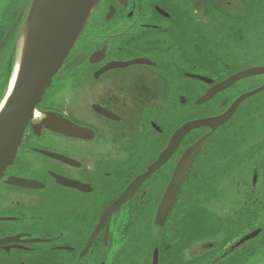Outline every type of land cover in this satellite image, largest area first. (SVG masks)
Masks as SVG:
<instances>
[{"label":"flooded vegetation","instance_id":"flooded-vegetation-1","mask_svg":"<svg viewBox=\"0 0 264 264\" xmlns=\"http://www.w3.org/2000/svg\"><path fill=\"white\" fill-rule=\"evenodd\" d=\"M32 3L0 0V96L9 72L21 66ZM220 12L224 19L216 18ZM263 18L264 0H101L0 178V264H120L124 252L130 264V253L143 243L148 251L141 264H153L156 248L158 264H264V109L250 118L259 123L257 132L244 134L233 124L241 104L223 129L226 144L237 131L244 146L227 147V163L209 170L210 179H188L209 139L204 142L163 227L156 216L175 169L208 128L190 131L132 198L106 215L179 128L224 113L242 95L236 93L245 79L197 104L215 85L252 68H238L233 43L226 40L223 50L225 39L216 38L223 31L239 34L237 43L253 45L259 57ZM248 23L255 42L247 39ZM74 60L81 62L66 68ZM137 60L145 62L130 64ZM55 119L79 134L70 127L64 134L50 130ZM235 154L242 163L233 165ZM245 161L254 162L250 178L242 175L235 190L223 178L241 171ZM234 191L240 194L225 214L214 209ZM196 215L206 229L184 237L183 226ZM198 247L200 255L193 253Z\"/></svg>","mask_w":264,"mask_h":264},{"label":"water","instance_id":"water-1","mask_svg":"<svg viewBox=\"0 0 264 264\" xmlns=\"http://www.w3.org/2000/svg\"><path fill=\"white\" fill-rule=\"evenodd\" d=\"M100 1L33 0L23 27V57L21 66L17 71L18 79L15 80L14 89L6 97L0 108V178L16 158L25 128L32 121L35 107L41 100V95L52 82L53 77L82 35L89 17ZM80 62V60H74L66 68L77 66ZM142 62H145V60H137L130 64ZM259 75H264V67H255L239 72L212 87L197 101V104L202 105L209 102L217 94L240 80ZM208 82L212 83L211 81ZM263 90L264 85L241 95L220 115L185 123L173 134L168 147L159 156L158 160L148 168L147 172L134 179L120 198L112 204L106 215L109 217L111 213L121 208L131 199L144 181L169 160L190 131L208 128L210 132L186 149L175 169L156 216L157 226L163 227L190 168L202 150L204 142L226 124L245 100ZM47 127L62 134L70 127L73 134H79L78 128L72 127L65 120L55 119L49 122ZM17 181L19 180L16 179ZM257 234L258 232H254L248 235L242 242L254 238ZM158 260L159 252L156 249L153 255V264H158Z\"/></svg>","mask_w":264,"mask_h":264},{"label":"rangeland","instance_id":"rangeland-1","mask_svg":"<svg viewBox=\"0 0 264 264\" xmlns=\"http://www.w3.org/2000/svg\"><path fill=\"white\" fill-rule=\"evenodd\" d=\"M261 27H263V24L261 25ZM261 31L263 32V29ZM219 37H221V35H219ZM218 44L221 45L220 42ZM223 44L224 46L222 49L224 50V47L227 45L226 41ZM230 51L232 52L233 56L238 57V59L235 60V62H233L232 60L231 62L235 63V65H238V68L240 69H247L250 67H264V53L259 55V57L258 56L254 57V54L256 53V49H254L253 45H242L240 43H233V45H230ZM13 74L14 72H9L6 78V82L4 83V88L2 89L1 96H0V107L4 99L9 95L11 91L10 86L12 83L11 81L13 78ZM263 84H264V75L254 76L249 79H245V81H243V84H242L241 92H238L236 94L247 93L249 91H252L260 87ZM242 104L243 105L239 113V116L241 115V117L237 118L233 122V124L238 126L240 130H245L244 134H247L249 132H252V133L257 132L256 128L259 126V123H255V122L251 123V119L253 118L255 120V117L257 116V114L261 110L264 109V91H262L261 93L257 95L250 97L249 99L244 101ZM215 111H217V109H215L213 112ZM261 124H264V122ZM222 130L224 131V129ZM237 137L241 138L242 135L238 133ZM253 164L254 162H250V163L248 162L244 164V168L241 171L232 172L229 177H225L223 178V180L231 179V184L228 186L235 185L234 189L236 190L237 189L236 185L238 184L236 181L239 180V178L242 177V175L247 179L250 178L251 168ZM220 177L221 176H219V179ZM259 179L260 181H264V173L259 174ZM228 189L230 190L231 188H228ZM237 193L240 194L239 192L234 191L233 194H230L231 197L227 196L225 198L224 196L222 201L219 202L214 207V209L219 211V213L221 214H225L227 212L228 206L230 205L229 200L234 199L236 201V197L238 196ZM246 220L248 223V221L251 219L248 217ZM202 252L203 250L200 247H198L195 251H193V253H195L196 255H200Z\"/></svg>","mask_w":264,"mask_h":264},{"label":"trees","instance_id":"trees-1","mask_svg":"<svg viewBox=\"0 0 264 264\" xmlns=\"http://www.w3.org/2000/svg\"><path fill=\"white\" fill-rule=\"evenodd\" d=\"M216 18L218 19H224L223 14L220 13H216ZM251 26H249L248 23V31L251 32ZM263 32H262V36H261V43H262V52L264 53V18H263ZM255 31V30H254ZM254 31L251 32V34L247 35V39H253V41H256V35L254 33ZM256 32V31H255ZM221 37L216 38V39H225V41L230 40V43H237L239 41V34H237L235 37L234 36H228L227 33H225V31H223V33H220ZM254 43V42H252ZM233 45V44H232ZM223 128L219 129V131L216 132V134H214L213 136H211L209 138V140L206 141L205 144V153L204 155L201 157V159L197 162V168L194 172H190V174L188 175V179H197V180H205V179H210L209 177V170H211L213 167L214 168H219L221 169V167L223 165H225L227 163V156H226V148L230 147V148H235L238 149L241 146H244L243 144H241V140L240 138L237 137V134L239 132H235L232 136L231 139V143L228 145L226 144V139H225V133L222 130ZM236 156V160L233 165L235 164H239L242 163V161L239 160L238 154L233 155L232 157ZM240 156V155H239ZM243 156L240 157V159ZM252 157V155H247L246 158L250 159ZM246 159V160H247ZM248 162V161H245ZM244 162V163H245ZM193 173V174H192ZM190 216V215H189ZM188 216V217H189ZM187 217V218H188ZM190 219H193V223L192 224H186L183 226V231H184V237H187L189 234L185 231L194 233V234H201L204 230L206 229V224L204 222L203 217L196 215L195 217H190ZM186 220V219H185ZM140 239H143L142 237H140ZM141 241V240H140ZM144 243L137 248L135 251L130 253V264H141L140 261H142V259H144V256L146 255L148 248L144 247ZM159 246V244H156L155 247ZM163 247V246H161ZM153 250V246L150 248V253H152ZM127 253L124 252V257L122 258V260L120 261V264H127Z\"/></svg>","mask_w":264,"mask_h":264},{"label":"bare ground","instance_id":"bare-ground-1","mask_svg":"<svg viewBox=\"0 0 264 264\" xmlns=\"http://www.w3.org/2000/svg\"><path fill=\"white\" fill-rule=\"evenodd\" d=\"M261 47H262V44H261ZM13 72H14V74H13V78H12V81H11L12 83H11V86H10V90H11V91H12V90L14 89V87H15V86H14V85H15V83H14L15 80L18 79V75H17V66H16V67H15V66L13 67ZM263 85H264V84H263ZM11 91H10V92H11ZM263 91H264V90H263ZM260 93H261V92H260ZM216 116H217V115H216ZM211 117H214V116H211ZM206 118H209V117H206ZM200 119H202V118H200ZM196 120H197V119H196ZM214 134H216V132H214V133L212 134V136H213ZM204 136H205V135H204ZM204 136H203V135H200L199 138L202 139ZM200 139H199V140H200ZM156 249H157V248H156Z\"/></svg>","mask_w":264,"mask_h":264}]
</instances>
